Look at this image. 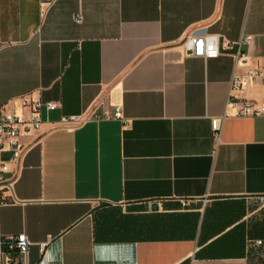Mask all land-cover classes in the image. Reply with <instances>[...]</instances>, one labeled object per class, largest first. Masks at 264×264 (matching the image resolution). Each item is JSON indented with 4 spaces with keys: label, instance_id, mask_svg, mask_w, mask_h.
<instances>
[{
    "label": "crops",
    "instance_id": "1",
    "mask_svg": "<svg viewBox=\"0 0 264 264\" xmlns=\"http://www.w3.org/2000/svg\"><path fill=\"white\" fill-rule=\"evenodd\" d=\"M196 30L252 36L246 67L232 51L188 56ZM0 39V109L21 112L22 96L58 106L20 136L17 164L0 153V251L23 234L28 264H264V244L246 248L264 242V117L227 105L234 69L264 66V0H0ZM241 96L264 105L258 84ZM115 108L125 123L93 120ZM161 214L165 239L141 240L142 217ZM192 214L188 238L168 228Z\"/></svg>",
    "mask_w": 264,
    "mask_h": 264
},
{
    "label": "built area",
    "instance_id": "2",
    "mask_svg": "<svg viewBox=\"0 0 264 264\" xmlns=\"http://www.w3.org/2000/svg\"><path fill=\"white\" fill-rule=\"evenodd\" d=\"M81 14L76 15L75 21L80 23ZM252 36L242 35L236 42H230L218 35L208 34L203 30L191 32L181 43L188 56L201 59H216L219 56L232 51L230 56L234 61V68L246 67V53L243 52V46L252 42ZM4 42L0 39V46ZM258 84L264 88V66L245 68L242 73L236 70L231 74L229 81L228 107L235 109V115L243 118L264 117V105L257 104L252 100L242 97L251 86ZM21 112H13L0 109V153L9 155L8 162L17 164L25 153V147L20 142L22 134L36 133L42 126V111L52 112L57 109L55 102H43L39 98L22 96L20 99ZM222 118L211 120V130L213 140L218 144L221 136ZM88 118L80 116H62L58 123L67 128H74L83 125ZM96 121L116 120L125 123L120 108H115L112 113H104L102 116L94 117ZM8 168L5 162L0 160V206L7 204V198L4 195L6 189L10 188V178ZM259 202L264 203V196L256 197ZM264 242L256 240L248 242L246 248L260 247ZM30 242L26 236H9L2 242L0 251V264H28L27 255Z\"/></svg>",
    "mask_w": 264,
    "mask_h": 264
},
{
    "label": "trees",
    "instance_id": "3",
    "mask_svg": "<svg viewBox=\"0 0 264 264\" xmlns=\"http://www.w3.org/2000/svg\"><path fill=\"white\" fill-rule=\"evenodd\" d=\"M174 216H168V223L169 229L173 228V225L175 226H179L178 228H183L184 231L188 234V233H192L195 228L196 225L198 223V217L195 214L192 215H182L177 217L176 221L173 219ZM167 217L165 215H156L153 217H142L141 220V225L140 226V230H139V235H140V239L141 240H159L164 238L165 239V235H167V233L165 232V219ZM176 222V223H175ZM253 228H258L259 226L254 223L252 225ZM256 230V229H254ZM189 231V232H187ZM137 234V232H136ZM171 234V233H170ZM192 234H190L191 236ZM259 237L264 238V229L260 228V233L257 234ZM257 236V237H258ZM175 238H181V236H174ZM174 237H170V238H174ZM186 238L189 237V234L187 236H184ZM248 240H253V239H260V238H255V237H251V235H247L245 237ZM246 241V240H245Z\"/></svg>",
    "mask_w": 264,
    "mask_h": 264
},
{
    "label": "rangeland",
    "instance_id": "4",
    "mask_svg": "<svg viewBox=\"0 0 264 264\" xmlns=\"http://www.w3.org/2000/svg\"><path fill=\"white\" fill-rule=\"evenodd\" d=\"M260 204H264V203H261V202H260Z\"/></svg>",
    "mask_w": 264,
    "mask_h": 264
}]
</instances>
